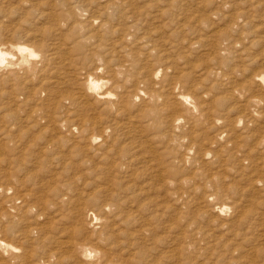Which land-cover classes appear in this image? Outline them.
Returning a JSON list of instances; mask_svg holds the SVG:
<instances>
[{
    "label": "rangeland",
    "instance_id": "1",
    "mask_svg": "<svg viewBox=\"0 0 264 264\" xmlns=\"http://www.w3.org/2000/svg\"><path fill=\"white\" fill-rule=\"evenodd\" d=\"M89 17L105 24L103 37L88 38ZM263 32L264 0H0V46H31L42 66L13 89L3 82L6 71L0 67V238L15 246L0 251V264H26L19 255H31L36 264H67V242L105 249L100 234L108 232L111 256L121 264H137L142 257L147 264H247L253 248L263 256L264 188L251 195L244 189L256 174L243 160L250 138L239 151L233 148L237 137H252L256 125L246 121L248 109L242 111L253 93L244 90L252 82L246 73L264 67ZM28 34L61 47H41ZM122 36L127 40L111 47ZM145 41L154 50L143 54ZM125 51L132 53L129 58ZM103 62L106 70L133 64L129 75L139 81L145 80L146 73L138 71L145 63L162 66L157 88L163 87L168 110L163 118L144 120L149 130L141 138L109 128L114 113L95 99L89 107L78 103ZM182 93L189 101L179 105ZM142 97L132 98L137 110ZM84 116L94 123L86 124ZM118 116L123 121L127 115ZM178 117L187 126L166 132L168 120ZM9 129L13 140L6 138ZM80 130L85 139L78 137ZM104 130L110 144L103 147L91 138L101 139ZM176 135L196 146L193 162L186 160L185 148L169 143ZM146 140L163 158L171 182L154 178ZM217 149L227 150L216 157ZM112 161L123 166L110 171ZM21 177L27 180L18 186ZM26 190L44 195L51 206L18 212L11 206L24 203ZM70 203H80L79 210ZM221 204L228 206L224 213L217 210ZM5 209L13 215L1 214ZM92 212L108 217L88 230ZM145 227L147 239L129 236ZM82 228L87 231L80 236L70 235Z\"/></svg>",
    "mask_w": 264,
    "mask_h": 264
},
{
    "label": "bare ground",
    "instance_id": "2",
    "mask_svg": "<svg viewBox=\"0 0 264 264\" xmlns=\"http://www.w3.org/2000/svg\"><path fill=\"white\" fill-rule=\"evenodd\" d=\"M87 2H88L87 6L91 8L93 4L91 3V1H87ZM104 6L105 5L102 4L101 7H96V8L97 9L102 8V7L104 8ZM47 16L51 17L52 15L47 13ZM89 19H90V23L87 25L89 27L86 28L88 30L87 33L89 34L88 38L99 39L103 37L105 33L107 32L105 24L99 21L98 19L93 20L91 19V17H89ZM262 31H263V28H262ZM111 32L113 33L115 31H111ZM28 37L34 43L41 45V47H61L60 44L47 43L46 41L40 42V38L38 36H31L30 34H28ZM124 40H127V39L125 36H122L121 38L112 41L111 47L116 48ZM149 44L151 43L148 41H145L144 45L141 47V49L143 50V54H144V51L149 50L150 52L154 50V46L153 48L151 46L147 47ZM9 46H11L12 49H8L6 47L0 46V67H4L6 71L5 73H3V77H2L3 82L4 83L7 82L8 86H10V88L13 89V86H15L17 83H20L21 85L25 84V79L31 76L32 74H37L38 70L42 66L39 65L38 60H37L40 54L36 52V50L32 48L31 46L24 45V44H16V45L10 44ZM263 53H264V47H262L261 54ZM131 54L132 53L130 51H125L123 53V55L127 58H129ZM137 54L138 55H135L136 61L139 60L141 56V53H137ZM47 61H49V59H46L45 63ZM106 62L116 63L115 60L111 61L109 57H107ZM161 67L162 66H160L159 64L153 65L150 63H145L143 66L140 67L138 71L145 72L146 77H145V80L139 81L138 79L136 80L130 77L133 75H129L131 72V69H135V66L133 64H128L126 66H124V64H120L119 66H117L116 64L112 69L106 70L104 67V62L102 64L99 63L95 67V69L97 70L95 72L96 74L99 75V78L98 79L90 78L88 82H86L87 84H85L82 87L84 91H82L80 94H79V91L76 92L79 94L77 96L78 103H80V105L83 104L84 106L89 107L92 105V103L90 102L91 99H95L97 104L100 103L102 105V109L114 113L113 116L115 117L114 119L112 118L111 120L115 122L110 124L109 128H112V129L118 128L122 130L125 135L134 134V135H137V137L141 138L149 130L148 127L145 125L144 120L152 116L158 117L157 120L159 119V117L163 118V111L168 110L167 105H166L167 101L165 99H164L165 101L163 100V87L159 89L157 88V84H161L163 81L161 78H159L161 75H163V69ZM126 68L128 70H126ZM212 73L219 74V71L215 70V72H212ZM246 74H247V77L249 76L248 78L251 79L249 81H252V82H247V84H245L244 90H247V89L253 90V93H252V96H250L249 98L245 100L249 107L244 104L245 108L243 109L242 112L245 113V111H247L248 109L249 119H246V121L256 123V125L254 124V127L252 128L253 129L252 137H245V139L243 137L241 138V136L237 137L236 142L233 143V148L239 151L240 150L239 148L244 145L243 141L246 140L247 138H250L249 143H248L249 147L247 150H245L244 155L243 154L242 155L244 157L243 160L248 161V166L249 167L251 166L256 171L255 176L250 175L248 179L251 187L244 188L247 190V193L251 195L253 191L258 192L259 190L264 188V67L263 69H260V70L248 71ZM121 75L123 76L122 78H120ZM123 80L125 83H122ZM59 81L63 82L62 80H58V79L55 82L59 83ZM140 84H142L143 86H141ZM128 86H131L129 90H127ZM76 93H74L73 95H68V96L74 97ZM136 96L137 97L144 96L142 97L143 99L140 103V106H138L139 110H137L135 106H132L133 105L132 98ZM179 100H180L179 105L185 102L187 103V101H189V96L186 93H182L179 96ZM135 109L137 111H134ZM132 113H134V115ZM119 114L127 115L126 119L123 118L124 119L123 121H116L117 118L119 117L118 116ZM243 116L240 117L239 122L243 124L245 123L247 124V122H244L245 120L243 119L244 118ZM52 118H51V121L53 120ZM84 118H85L86 124L92 125V123H94V121L92 122L90 117L84 116ZM168 123H169V130L166 132H173V127H178V128L183 129L187 126V122H185L181 117L176 118L172 122L168 120ZM162 124H163V120H162ZM7 132L8 133H7L6 138L9 140H13L14 134L12 133L11 129L7 130ZM193 133H194V130H191L190 134H193ZM85 136L86 134L84 130L78 131V137L80 138L83 137L85 139ZM109 139L110 138L108 137V135L106 136L105 130L103 131V137L101 139L99 135H93L91 138V140L94 143L102 141L101 146L103 147L109 146L110 144ZM168 141L169 143L173 145H178L180 147L185 148V153L187 155L186 157L187 161L193 162L195 160V157L193 158V156L195 155L197 149L194 144L187 142L186 139L180 135L171 136L168 139ZM145 144L147 145L146 150L148 151L150 155V158L147 161V164L148 165L151 164L153 168L156 167L157 169L155 170L154 178L157 179L158 181H163L167 183L171 182V181H167V178L170 172L168 170L163 169V166L165 163L163 162V158L157 153V151H155L150 146L151 144H149L147 140L145 141ZM7 150L10 151L11 149L7 147ZM225 150L217 149L215 150L214 155L216 157H218L219 155L221 156L223 155L222 153ZM205 154L210 155V153H205ZM208 155L206 156L207 158L209 157ZM109 165H110L109 166L110 171H113L123 166L121 165V163L118 164L116 161H112L111 163H109ZM169 170H172V169L169 168ZM26 180H27L26 177H21L17 179L18 186L19 184L24 183ZM111 189H112V185L111 184L107 185L106 190L109 191ZM22 195H23L22 200L24 203H22L21 205H16L14 203L11 206L15 210H18V212L20 213L24 212L28 214L30 210L34 208L41 211L51 206L52 204V203H46L47 199L45 198L44 195L42 194L37 195V193H34L31 190H26ZM23 198L28 199V201L33 200L34 203H28V201H26ZM62 202H67V201L63 198ZM70 204H74L73 206L74 208H76L77 206L75 212L79 210L80 203H70ZM110 205L112 206L113 203H110ZM227 209H228V206L225 204H221L217 206V210L220 213H224ZM8 211L9 210L5 209V211H3L1 214L7 215V217L12 216L13 214L9 213ZM110 212L111 214H113L114 211H112L111 209ZM102 213L100 214L101 217L97 214H94L93 212L89 213L88 216L90 215H94V216L92 219L88 221L86 229L95 230L97 228V224L99 223L98 221L101 218L106 219L108 217V213H107V216H103ZM240 213L242 216L244 214V211L241 210ZM104 219L101 220L100 223L103 222ZM113 224L114 226H116L115 225L116 223H113ZM84 231L86 232L87 230L83 228L82 230L73 229L70 231V235L76 238L77 236H80L81 234H83ZM91 232H94V231H91ZM108 233L110 234L106 233L104 236L100 234L102 236L101 241L103 243H106L105 249L103 248H100V250L95 249L93 247L87 246L86 245L87 243H81V245L77 247L76 243H74L73 241L67 242L68 244L66 247L67 251H65L67 255L65 257L67 264H121L123 260L120 263L119 261H121V259L120 260L118 258L114 259L111 256L112 248L109 247V244L111 243L110 238L112 237L113 233L111 232H108ZM120 233L121 231L119 229V231L117 233H114L113 236H115V234H117L118 236V234ZM148 234H150V229L148 227H145V228L139 229L136 232V234L134 232L130 233L129 236H131L132 238L133 237L135 238L137 237V235H139L141 239H147L148 236L146 237V235ZM9 249H15V246L9 243L5 238L4 239L0 238V251H7ZM262 250L264 251V247L262 248ZM113 254L115 255V253ZM128 256L130 259V256L134 257V253L130 252ZM19 257H23L26 261V264H36L34 263L31 255H27V256L19 255ZM247 257H249L247 264H264V260L261 263V259L262 257L264 259V255L260 256L259 252H257V249L255 248L251 250L250 256H247ZM3 258H4L3 256L2 257L0 256V263L4 261ZM126 259L128 260V258ZM126 259L124 260L126 261ZM42 264H49V263H42ZM59 264H62V263H59ZM137 264H147V262L142 257L139 259ZM233 264H237V261L234 262Z\"/></svg>",
    "mask_w": 264,
    "mask_h": 264
}]
</instances>
